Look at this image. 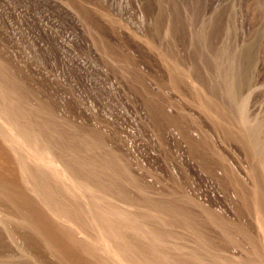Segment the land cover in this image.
Wrapping results in <instances>:
<instances>
[{"label": "rangeland", "instance_id": "1", "mask_svg": "<svg viewBox=\"0 0 264 264\" xmlns=\"http://www.w3.org/2000/svg\"><path fill=\"white\" fill-rule=\"evenodd\" d=\"M0 111V264H264V0H0Z\"/></svg>", "mask_w": 264, "mask_h": 264}, {"label": "bare ground", "instance_id": "2", "mask_svg": "<svg viewBox=\"0 0 264 264\" xmlns=\"http://www.w3.org/2000/svg\"><path fill=\"white\" fill-rule=\"evenodd\" d=\"M1 111H2V109H1ZM0 111V112H1ZM2 114H3V112H2ZM7 115V114H6ZM3 116H5V115H2V117ZM1 117V118H2ZM3 120L5 121V123L6 124H8V126H10V127H13V128H15L16 126H15V122H14V120H12L11 118L9 119V118H3ZM3 120H1L0 122H2ZM21 122V121H20ZM8 130H9V128H8ZM24 132H25V130H24ZM24 132H22V131H16V133L14 134V133H11V131H10V135H11V137H10V135H9V141L11 142V144L13 145V147H16V148H18L19 150H24V152H25V150H26V157H28V158H30L31 160L32 159H36V160H39V161H41L42 163L44 162V163H46V165L48 166V168H51L50 170L53 172L52 174H55V176H59V178H61V179H66V180H72V181H70V184L69 183H67V184H65L66 186H64V188L66 187V190H67V192H69V194L71 195V196H77V197H80V198H85V197H87V191H86V189L88 188H86V186L88 185V184H86V186L84 187L83 186V184H84V180L85 179H83V184H81V182L82 181H80V180H73V178H71V176H69V175H71V174H69L68 173V171L66 172V170L64 169V168H61V169H63V170H60V167H63V166H61V162L59 161V160H57L56 159V155L55 154H53V151L51 150V148L49 147V146H47L46 144H44V145H40V144H38L37 143V141H34L33 140V142H32V140L30 139V138H26V136H27V134H25ZM19 137H21V139L23 138L24 140V142H21V140H20V138ZM31 137V136H30ZM35 138V137H34ZM37 139V138H36ZM39 139V138H38ZM40 141H41V139H40ZM8 142V141H7ZM30 142V143H29ZM26 143H27V146H29V144H30V146L29 147H31V144L33 145V147H34V149H33V147L31 148V150L33 151H35V154H32L31 152H30V149H27V148H29V147H27L26 146ZM45 143V142H44ZM49 144V143H48ZM35 145V146H34ZM259 148L261 147V146H258ZM15 148V149H16ZM258 148V149H259ZM264 148V147H263ZM256 149H257V147H256ZM260 149H262V147L260 148ZM14 150V149H13ZM259 151V150H258ZM264 151V150H263ZM20 152V151H19ZM23 152V153H24ZM34 153V152H33ZM258 153V152H257ZM17 154V153H16ZM258 154H260V153H258ZM262 154V153H261ZM25 155V154H24ZM257 155V154H256ZM264 155V154H263ZM262 156V155H261ZM257 157V156H256ZM23 158V157H22ZM78 160V159H77ZM24 161V160H23ZM262 161V160H261ZM264 161V160H263ZM262 161V162H263ZM37 162V161H36ZM44 163H43V165H44ZM261 163V162H260ZM22 164V163H21ZM45 165V166H46ZM263 167H264V165H263ZM23 170V169H22ZM50 171V172H51ZM84 171V170H83ZM49 172V173H50ZM25 173H27V172H25ZM24 173V174H25ZM69 175H68V174ZM83 174V173H82ZM73 175V174H72ZM92 175V174H91ZM68 176V177H67ZM77 176V175H76ZM76 176H73V177H75V179H77L76 178ZM81 176V175H80ZM96 176V175H95ZM52 177V176H51ZM54 178H56V177H54ZM68 178V179H67ZM46 179V178H45ZM80 179V178H79ZM69 181H67V182H69ZM63 183V182H62ZM85 183H88V182H85ZM63 185H64V183H63ZM96 185V184H95ZM91 187V186H90ZM92 188V187H91ZM94 188V187H93ZM98 188V187H97ZM94 189H96V188H94ZM38 190V189H37ZM92 190V189H91ZM34 191V190H33ZM88 191H90V190H88ZM95 191V190H94ZM96 191H98V190H96ZM95 191V192H96ZM100 192V191H99ZM99 192H98V194H99ZM97 193V192H96ZM36 194V193H35ZM39 194V193H38ZM67 194V193H66ZM101 194H104V193H101ZM37 195V194H36ZM92 195V194H91ZM90 195V196H91ZM100 195V194H99ZM98 195V196H99ZM93 196V195H92ZM101 196V195H100ZM106 196V195H105ZM102 197H103V195H102ZM107 197V196H106ZM88 198V197H87ZM95 198H96V196H95ZM92 199V198H91ZM82 200V199H81ZM85 200H86V198H85ZM89 200V199H88ZM95 200V202H97V201H99L100 200V197L98 198L97 197V201H96V199H94ZM93 200V201H94ZM56 201V200H55ZM91 201V200H90ZM102 201H103V199H102ZM53 202V201H52ZM55 203H57V201L55 202ZM91 203V202H90ZM93 203V202H92ZM53 204V203H52ZM87 204H88V202H87ZM98 204V203H97ZM51 205V204H50ZM85 205V204H84ZM91 205V204H90ZM93 205H95L94 203H93ZM52 206H54V205H52ZM57 206V205H56ZM55 206V207H56ZM92 206V205H91ZM97 206V205H96ZM99 207V206H98ZM93 209H91V210H89V216H90V218H91V220L93 221V223H95V228L97 229V234L99 235V237L96 239V241H95V246L96 247H94L95 249H97V250H100V252H102V253H106V255H107V258L109 259V261L110 262H112L113 264H135V263H132L128 258H126L124 255H123V252H121V250H120V248L117 246V244H116V238H117V236H118V232L116 233V231H115V229H114V227H111V225L113 226V223L110 221V224H108V217H107V214H105V213H102V212H100V211H95V206H93L92 207ZM101 208V207H100ZM50 209H51V207H50ZM51 211V210H50ZM110 212V211H109ZM115 218H116V216H115ZM69 221V220H68ZM65 222V221H64ZM70 222V221H69ZM138 222V221H137ZM133 223L132 221H129L128 220V223H127V226H129V227H131V228H133V229H139V231L141 232V231H143L142 233L143 234H145V230H141V227L143 226L141 223ZM68 224V223H67ZM69 224H71V223H69ZM70 226H72V224L70 225ZM94 226V225H93ZM76 228V227H75ZM77 229V228H76ZM143 229V228H142ZM80 234H84V232L83 231H78ZM148 233V232H147ZM85 235V234H84ZM97 237V236H96ZM87 238H88V236H87ZM160 241V240H159ZM135 245V244H134ZM129 246V245H128ZM107 261V260H106ZM143 262V261H142ZM147 262V261H146ZM144 263V262H143Z\"/></svg>", "mask_w": 264, "mask_h": 264}]
</instances>
